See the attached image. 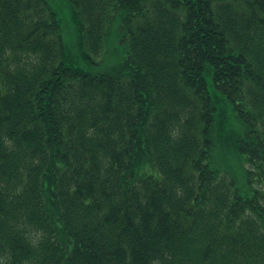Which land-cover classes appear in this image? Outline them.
<instances>
[{"label": "trees", "instance_id": "1", "mask_svg": "<svg viewBox=\"0 0 264 264\" xmlns=\"http://www.w3.org/2000/svg\"><path fill=\"white\" fill-rule=\"evenodd\" d=\"M0 0V264H264V0Z\"/></svg>", "mask_w": 264, "mask_h": 264}, {"label": "rangeland", "instance_id": "2", "mask_svg": "<svg viewBox=\"0 0 264 264\" xmlns=\"http://www.w3.org/2000/svg\"><path fill=\"white\" fill-rule=\"evenodd\" d=\"M51 7L57 12L64 37V41L72 56L74 63L84 70L101 72L116 65L124 52L122 45L113 40L103 49V57H94V61L82 55L83 47L80 44L79 35L74 20L73 6L68 0H48Z\"/></svg>", "mask_w": 264, "mask_h": 264}]
</instances>
